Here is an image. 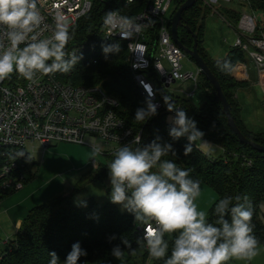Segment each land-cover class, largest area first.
<instances>
[{"label": "trees", "instance_id": "obj_1", "mask_svg": "<svg viewBox=\"0 0 264 264\" xmlns=\"http://www.w3.org/2000/svg\"><path fill=\"white\" fill-rule=\"evenodd\" d=\"M248 2L250 9L264 14V0H248ZM142 7L143 0H134L130 5H125L124 0H114L109 8L100 6L99 10L101 13L103 10L104 14L108 10L132 18ZM96 12L90 20L86 19L74 27L68 44L76 46L80 42L93 38L100 17V13ZM222 14L225 23L235 27L233 22L238 21L239 13L223 8ZM200 19L203 21L202 11L196 5L183 14V23L196 36L198 54L216 77L229 103L237 128L246 139L264 146V132L248 129L232 105L236 89L244 86L245 83L236 81L231 76V70L236 63L245 62L247 57L240 49L234 47L221 60H214L206 52L204 53L201 48V39L205 27L202 21L198 23ZM262 32L264 33V29ZM177 34L180 43L185 48L191 49L193 46L191 34L182 27L178 28ZM102 45L108 44L95 45L94 50L83 55L70 72H59V80L71 86L98 85L113 98L117 103L114 108L116 116L132 130L134 136L140 134V144L129 145L133 150L147 145L157 136L161 138L160 143H172L176 154L168 153L162 159L174 161L177 167L190 170L191 177L199 180L200 186L210 188L216 195L207 213L208 222L215 224L217 217L214 209L220 199L233 197L232 203L235 204L236 196H247L254 208L253 232L259 241V247H264V220L261 214V204L264 201V153L238 142L227 126L221 105L213 95L211 84L200 73L197 90H200L202 98L198 104H194L183 96L170 95L163 88H159L158 96L161 99L162 108L158 110V114L144 122L136 121L135 111L137 108L146 107L147 99L141 95L131 79L126 50L109 53L105 57ZM108 56H113L111 61L108 60ZM95 57L100 60L93 65L92 60ZM225 64L228 65L227 68ZM164 97L176 108L185 110L187 115L197 122V127L204 133L203 141L210 146L218 147L222 151L221 156H210L194 145L190 155H184V145L188 141L185 137L174 141L169 136L172 125L166 119L169 112L164 103ZM23 157L25 162L23 184L25 185L35 176L37 163L27 153H23ZM114 158V153L104 156V162L99 161L96 169H90V171L97 170L96 174L88 179L85 177L89 172L82 176L69 194L56 196L33 207L22 219L21 226L13 239L7 242L8 246L0 250V264H49L51 251L57 253L62 264L71 250V245L77 241L88 253L86 257L80 258L78 264H116L111 255L115 245L121 246L123 253L128 257L127 261L132 260L128 264H134L139 257L144 258L147 250L137 258H133L131 254L137 247H145L146 241L142 238L140 228L144 227L148 220L144 222L135 220L132 213L127 210L120 212L110 200L103 205H98L92 198L76 205L72 203L74 193L86 185L102 182L109 177L107 166ZM157 170V168L152 169V171ZM12 193L0 194V200ZM107 195H109L108 191ZM85 203L86 207L83 206ZM226 218L231 219L230 215ZM113 235L116 239L110 240L109 238ZM176 235L178 233L165 234L164 238L169 243L168 255L171 254ZM122 240L125 243H122ZM151 264H164V260L151 258Z\"/></svg>", "mask_w": 264, "mask_h": 264}, {"label": "built area", "instance_id": "obj_2", "mask_svg": "<svg viewBox=\"0 0 264 264\" xmlns=\"http://www.w3.org/2000/svg\"><path fill=\"white\" fill-rule=\"evenodd\" d=\"M113 2L114 0H39L38 9L43 18L37 29L39 38L52 37L58 16L66 23L71 37L74 27L86 19L90 20L97 11L96 13H100L99 25L95 27L93 38L76 46L67 44L65 52L68 56L73 53L83 56L94 50V46L99 43H118L126 50L133 83L141 95L158 106V110L162 108L159 88L166 90L176 82H186L191 85L190 89H181L179 92L170 89L168 94L179 93L186 98L193 97L197 91L200 70L196 67L194 72H183L181 62L186 54L171 36V19L185 0H143L142 9L132 17L142 27L131 34V39H121L122 31L125 30L121 20L124 16L112 11L115 14L112 24L105 23L106 14L110 11L107 10L104 14L102 10L101 13L99 7L105 6L107 9ZM133 2L134 0H124L125 5ZM228 3L243 8L236 10L227 6ZM212 4L220 9L239 13L236 27H231L226 22L236 34L233 47L240 49L252 62L259 78L263 76L264 27L262 24L257 25L254 13L258 11L250 9L248 0H196L195 3L200 9L209 7L220 17L219 10L212 7ZM171 7L170 15L165 20ZM222 20L225 22L223 18ZM7 31L6 26H0V42L6 47ZM24 46L20 45L21 48ZM99 60L97 57L93 58L92 64H97ZM58 73H37L34 81H28L14 71L9 78L0 81V194L23 188V153L29 154L26 151L29 143H38L44 150L60 144L86 146L92 150L88 166L96 169L99 157L103 158L124 145L133 144L134 138L140 136H134L132 130L116 116V101L99 86H71L61 82ZM169 115L173 116L174 113L169 112ZM95 149H99V154L94 155ZM155 227V221L148 220L140 228L142 238ZM134 264H151L148 250L147 255L139 257Z\"/></svg>", "mask_w": 264, "mask_h": 264}, {"label": "clouds", "instance_id": "obj_3", "mask_svg": "<svg viewBox=\"0 0 264 264\" xmlns=\"http://www.w3.org/2000/svg\"><path fill=\"white\" fill-rule=\"evenodd\" d=\"M38 3L39 0H0V26L8 29L5 33L8 46L0 42V81L9 78L14 71L28 81H34L37 73H68L83 58L82 54L68 56L65 52L70 35L59 16L52 37L39 38L37 29L43 18ZM114 15L108 12L105 23L112 24ZM121 20L125 27L121 39H131V34L142 27L133 18L122 17ZM21 44L25 46L21 48ZM119 50L118 43L102 45L105 57ZM164 103L167 111L174 113L168 117L172 125L169 136L174 141L187 138L184 155L188 156L194 141L203 140L204 133L185 110L176 108L166 97ZM145 104L146 107L136 109V121L144 122L158 114V106L151 99ZM160 139L157 136L135 150L129 145L120 147L107 166L111 203L121 205L135 220H153L157 225L143 236L150 258L163 259L164 264H227L232 259H254L259 254V241L253 232L254 208L249 198L236 196L235 204L233 197L220 199L215 204V224L208 222L206 212L198 210L195 203L201 193L200 181L191 177L190 170L162 159L168 153H176L172 143H160ZM133 143L140 144V137L134 138ZM95 154H99V149L94 150ZM153 168L158 170L152 171ZM83 206L86 207V203ZM229 215L230 220L226 218ZM166 233H178L170 255L169 243L164 238ZM122 243L125 242L122 240ZM87 254L77 241L71 245L63 264H78ZM111 255L121 260L124 255L121 246L115 245ZM49 256V264H60L55 251L49 252Z\"/></svg>", "mask_w": 264, "mask_h": 264}, {"label": "rangeland", "instance_id": "obj_4", "mask_svg": "<svg viewBox=\"0 0 264 264\" xmlns=\"http://www.w3.org/2000/svg\"><path fill=\"white\" fill-rule=\"evenodd\" d=\"M227 6H232L236 10H240V9L242 10L243 8V6H237V5H234V3H228ZM212 7H215L217 10H219L220 12L219 15L221 18L217 16V14L213 10H211L209 7L207 8L202 7L201 11H202L203 21L200 19L198 22V23H201L200 21H202V24L205 27V30L203 32L204 35L201 39V48L203 52L204 53L206 52L212 59L221 60L222 58L226 56L225 51L229 49V45L234 40L235 34L232 28L222 20V18L224 19L223 14H222L223 9H220L218 6L214 4H212ZM171 10H172V7L170 8L167 16L165 17V20L168 19ZM244 10L248 12V9L245 8ZM254 15L256 16L257 25L264 24V14H262L261 12H255ZM199 18H201V16ZM237 24H238L237 21L233 22V25L235 27L237 26ZM223 40L225 41V43L223 42ZM205 46L207 47V50ZM119 52H124V48L120 47ZM112 58L113 56L111 57L108 56L109 61H111ZM181 63L183 66V72L196 71V65L189 57L185 56ZM186 86L191 88L190 84H187ZM170 89H174L175 91L179 92V90L186 89V87L182 86L180 82H176L172 84L170 88L166 89L165 91L169 93ZM197 91H200V90L198 89ZM230 94H231V97H233V93L231 92ZM201 98L202 97L200 96V93L196 92L194 96L191 97V101L194 104H198L201 101ZM232 99H234V97ZM232 105H233V109L238 113L241 121L244 123L245 118H246L247 109L243 106L242 103L237 102L235 99L232 100ZM253 110H254V115H255V121H257L259 126L264 125V107L262 106L260 102V98H257V102L254 105ZM168 117H170V115ZM167 121L169 122L168 118H167ZM258 129L260 130H256V132H264V126H261V128L258 127ZM250 130L254 131L252 129ZM193 145L197 147L198 149H200L201 151H203L204 153L209 154L210 156H213V157H219L222 154V151L218 147L210 146L208 143H206L202 139H196ZM54 149L48 148L46 150L50 151ZM43 150L44 149L40 148L38 143H32V144L29 143L26 145V151L36 161L41 160ZM56 150L62 151V153L68 155L75 165H77L75 162V158L84 159L87 153L90 154L89 157H91L92 155V150L89 149L88 147L78 146V145H73V144L58 145L56 147ZM98 160L100 162H104L105 159L99 157ZM88 161H89V158L87 159V162ZM87 169L90 170L91 168L88 166ZM54 171L55 173L51 177L53 178L51 182L53 183V187H55V190H57L58 195H62L64 193V190L65 191L69 190L68 192L69 194L73 190V187L76 184V181L79 176L76 175V172L74 170L72 171V168L69 171L68 168H66L64 164L58 165ZM96 172L97 170L89 171L85 179L90 178L92 175L94 176ZM69 174L72 176L71 177L68 176ZM200 187H201V193L196 198L195 203L197 204L198 210L204 211L207 214L209 208L212 206V204L214 203L216 199V195L210 188L203 186V185ZM107 191L109 192V195H107ZM110 193H111V185H110V180L108 177L102 182H97L95 184L86 185L82 189H80L77 193H74L72 197V203L73 205L74 204L76 205V204L82 203L92 198L98 205H103L110 200ZM115 205L117 206L120 212L123 213L126 211V209H123L121 205L119 204H115ZM261 214L264 220V201L261 204ZM14 235H15L14 229L12 230V228L7 227L3 231V229L0 228V250L8 246V244H5L6 240L10 241L11 239H13ZM144 252H145V247L140 246L135 249V254L132 253L131 256L133 258L134 257L137 258L143 255ZM127 258H128L127 255L124 254L121 260H117L114 258V261L116 264H128L132 260L129 259V261H127ZM227 264H264V247H259V254L251 261L232 259L228 261Z\"/></svg>", "mask_w": 264, "mask_h": 264}, {"label": "crops", "instance_id": "obj_5", "mask_svg": "<svg viewBox=\"0 0 264 264\" xmlns=\"http://www.w3.org/2000/svg\"><path fill=\"white\" fill-rule=\"evenodd\" d=\"M262 26L264 27V24H262ZM235 40L236 34L234 35V40L229 45V49L225 51V55L233 47V42ZM223 42L225 43L224 40ZM205 48L207 50L206 46ZM231 76L236 81L245 83L244 86L236 89L234 99L237 102L242 103L243 106L247 109L244 124L248 128L256 132V130H260L258 129V127L261 128V126H264H259L257 121H255L253 110V107L257 102V98H260V102L264 107V74L259 78L252 62L247 58L245 62L236 63V65L231 70ZM182 85H184L186 89H190L186 86V82ZM177 96L181 97L182 95L177 94ZM200 96L202 97L201 94ZM187 99L191 100V98ZM168 116L169 115H167V118ZM57 146L52 148H55L54 150H43L40 161H36L29 155L30 158L35 163H37V171L35 177H33L32 180H29L20 190L5 196L0 200V228L3 229V231L7 227H10L12 228V230L14 229L16 233L21 226L22 219L33 207L45 201L51 200L56 196H60L58 195L57 190H55V187H53V183L51 182L53 180V178L51 177L55 173L54 170L58 165L64 164L69 171L72 168V171L74 170L76 172V175L79 176L77 181L90 171L87 169V159L90 158V154L87 153L84 159L75 158V162L77 164L75 165L68 155L62 153V151L56 150ZM68 176L71 177L72 175L69 174ZM68 192L69 190H64V193L62 195H66L68 194Z\"/></svg>", "mask_w": 264, "mask_h": 264}, {"label": "water", "instance_id": "obj_6", "mask_svg": "<svg viewBox=\"0 0 264 264\" xmlns=\"http://www.w3.org/2000/svg\"><path fill=\"white\" fill-rule=\"evenodd\" d=\"M196 3V0H185V2L176 10L174 13L172 19H171V36L173 41L183 50V52L193 60L196 67L200 70V73L202 76L211 84L213 88V95L218 100V102L221 105V111L222 114L225 116L227 121V126L230 129V131L235 135L238 142L240 144L248 145L253 150L264 153V146H261L259 144H256L248 139H246L242 133L237 128L234 118L231 115L230 106L225 98L220 85L216 79V77L211 73L209 68L207 67L204 60L201 58V56L198 54L197 50V38L196 36L190 31L189 27L183 23V14L194 7ZM182 27L184 28L189 34H191L193 38V46L191 49L185 48L180 41L178 40L177 31L178 28ZM174 83V81H172ZM168 87V85H166Z\"/></svg>", "mask_w": 264, "mask_h": 264}]
</instances>
